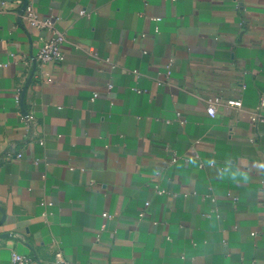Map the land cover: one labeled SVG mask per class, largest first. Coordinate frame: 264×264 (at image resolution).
I'll use <instances>...</instances> for the list:
<instances>
[{
  "label": "crops",
  "instance_id": "0c3cea01",
  "mask_svg": "<svg viewBox=\"0 0 264 264\" xmlns=\"http://www.w3.org/2000/svg\"><path fill=\"white\" fill-rule=\"evenodd\" d=\"M6 1L0 264L13 251L48 264L56 249L78 264H264V123L249 122L264 0ZM24 1L66 35L49 83L35 64L45 31L20 19ZM217 94L243 110L211 117Z\"/></svg>",
  "mask_w": 264,
  "mask_h": 264
},
{
  "label": "built area",
  "instance_id": "2783aa9c",
  "mask_svg": "<svg viewBox=\"0 0 264 264\" xmlns=\"http://www.w3.org/2000/svg\"><path fill=\"white\" fill-rule=\"evenodd\" d=\"M7 3L6 0L2 1V5L0 7V11L5 10L4 5ZM81 16L90 15V11L86 9H80L78 11ZM20 19L23 20L26 24L31 27L39 28L45 31V35L42 37V42L40 47L37 50L35 55V64L42 69L41 79L45 83H49L53 80V76L49 71H46L48 66L57 64L62 59L61 45L66 41V35L63 31H61L55 24L56 17L52 14L48 15H40L33 3L31 1H27L24 8L19 11ZM160 17H155V20H159ZM157 29V28H156ZM158 30V29H157ZM173 63V58L170 57L166 64L164 65V69L159 71V76L156 78V83L163 84L166 83L171 76V66ZM7 63H0V66H5ZM44 69V71H43ZM132 73H137L136 70H132ZM111 84L109 83L107 88H111ZM133 90L140 91L137 87H133ZM21 89L19 87L15 88L13 91L14 100L16 103L20 104L21 102ZM97 96V92L93 93L92 99ZM224 107L225 109H234L236 112H241L243 110V104L240 98L238 97H227L224 98L221 95H212L206 99V112L211 117L216 115L218 107ZM264 108V90L260 93L258 97V101L253 109L249 111V122L252 127H256L258 123H264V114L261 113ZM176 117L180 123H184L186 121L185 117L182 115L181 111H176ZM21 119L25 121H30L29 115H21ZM251 141L253 138L250 139ZM40 143H43V139H39ZM16 156H21V153L17 152ZM177 159V155L173 153L170 160ZM213 164V162H210ZM202 163H199V166H202ZM158 193H162L161 189H157ZM234 200L237 197H233ZM212 201L215 198H211ZM149 204L148 201L144 203V207L139 211V216L142 217L144 215V211L146 206ZM104 218H110L111 215L107 212L102 213ZM252 235L255 234V231L251 232ZM97 239V237H96ZM9 264H35V261L32 256L21 254L18 252H12L10 257ZM48 264H78L73 262L65 257L61 249H56Z\"/></svg>",
  "mask_w": 264,
  "mask_h": 264
},
{
  "label": "water",
  "instance_id": "95a60500",
  "mask_svg": "<svg viewBox=\"0 0 264 264\" xmlns=\"http://www.w3.org/2000/svg\"><path fill=\"white\" fill-rule=\"evenodd\" d=\"M25 4H26V1H24L21 10L24 8Z\"/></svg>",
  "mask_w": 264,
  "mask_h": 264
}]
</instances>
